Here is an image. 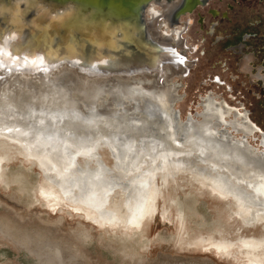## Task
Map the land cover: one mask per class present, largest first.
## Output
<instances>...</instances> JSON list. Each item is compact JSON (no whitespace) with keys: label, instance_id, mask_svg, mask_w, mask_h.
I'll list each match as a JSON object with an SVG mask.
<instances>
[{"label":"rangeland","instance_id":"rangeland-1","mask_svg":"<svg viewBox=\"0 0 264 264\" xmlns=\"http://www.w3.org/2000/svg\"><path fill=\"white\" fill-rule=\"evenodd\" d=\"M209 10L216 11L217 16H211ZM79 13L87 15L84 10ZM188 16L194 19V24L182 33L181 39L187 45L198 43L199 50L190 53L174 38L165 41L187 58V75L183 74L185 68L179 67L180 71L170 79L177 95L174 111L179 112L183 120L188 114L200 117L201 102L212 95L217 102L245 112L256 132L264 134V81L261 82L262 74H259L262 56L256 46L264 42V0H206L172 26L175 28L179 23L182 31L181 23ZM199 17H203V31L196 26ZM70 18L72 16H61L60 20ZM242 63L245 70L241 69ZM164 72L170 74L169 70ZM215 76L223 84L215 83ZM162 81L160 78L159 82ZM111 119L114 124L125 126L126 129L121 130L127 134L135 133L130 126L136 119L130 118L124 123ZM102 158L110 164L106 155ZM99 164L100 161L87 164V179L81 176L79 180L85 190L82 201L80 187L74 184L70 191L62 190L63 176L44 170L45 176L37 166L12 151L9 160L3 163L0 178V264H242L235 250L230 256L217 255L200 248L213 245V240L203 242L197 238L223 237L234 241L239 237L264 236L261 226L244 228L234 216L230 218L224 201L209 196L185 176L176 178L175 183L170 182L158 201L155 198L162 193L160 181L156 186L136 177L145 188L135 187L127 202L131 207L127 227H137L141 215H152L139 229L112 226L110 222L117 215L105 199L101 200L105 187L93 176V169H98ZM44 177L59 181L64 203L60 208H49L39 196V189L47 186ZM153 190L158 194L148 197ZM124 200L128 201L129 196ZM79 201L101 203L103 207L96 222L111 227L99 226L72 210L75 203L81 204ZM118 206L121 208V204ZM178 210L184 218L181 228L175 218ZM193 240L195 246H190ZM255 249L263 252L264 240Z\"/></svg>","mask_w":264,"mask_h":264},{"label":"bare ground","instance_id":"bare-ground-1","mask_svg":"<svg viewBox=\"0 0 264 264\" xmlns=\"http://www.w3.org/2000/svg\"><path fill=\"white\" fill-rule=\"evenodd\" d=\"M23 1L0 0V22L9 23L12 17L25 15L23 12H26L27 9L23 8L24 10L21 11V7L18 6ZM15 6L20 11H17ZM188 7L189 4L186 0L151 1L144 10L142 29L140 23L130 16L118 18L120 14L113 12H109L106 16H101L100 13L83 15L74 5H68L65 9H61L56 24H51L53 31L60 29L67 32L66 30L72 26L73 32L70 35L73 36L74 33L86 35L87 43H90L93 50L113 48L114 46L120 48L121 45L126 47L125 51L133 49V51H143L145 54L159 50L158 55L155 56L159 57L158 64L162 65V73L157 72L156 69L135 70L140 66L134 65H131L130 68L134 70L131 69L129 74L115 73V70L87 73L83 71L84 69L65 63L48 72L43 71V73H5L0 71V178L3 163L8 161L12 151H15L18 156L23 157V160L37 166L41 172L52 170L56 175L63 176V186H60L62 190L70 191L76 178L77 184L75 185L84 190L79 185V180L81 176H85L87 179V164L92 161L97 164L101 161V154H107L110 161L116 166L123 165L125 168H133L146 160L167 159L166 155L176 157L178 154H185L186 149H191L190 146L197 147L198 145L193 140L184 143L176 141L175 121L169 112V109L173 112L177 97L175 88L170 85V79L175 74L179 57L165 42L168 41L165 31L167 26L173 24L175 13ZM16 11L17 13H15ZM150 12L151 18L149 19ZM61 16H72V18L62 21L60 20ZM43 19L36 18L34 23L36 27L32 26L31 28V31L40 32L36 34L39 36V40L46 39L42 34L44 30L41 26L47 25ZM39 25L41 26L39 27ZM144 30L146 36L140 37V33H144ZM31 35L33 39H36L33 33ZM74 38L77 39V37ZM69 41L74 44L72 37L61 44L68 47ZM145 42H148L149 45H146ZM152 43L157 46H152ZM127 45H132L133 47L130 46L132 49ZM149 57L151 60L154 59V55H149ZM119 69H122L121 64ZM165 69L169 70L170 74L165 73ZM110 72V75L106 74ZM160 78H163L162 82H159ZM165 88L172 89L170 101V95L165 92L166 90H163ZM111 118H116L117 122L122 123L130 118L136 119L130 126L135 133L127 134L126 131H122L121 129H126V127L121 126L122 124L120 126L114 124L115 121L113 122ZM142 120L143 123H141ZM142 129H147V131L142 132ZM199 148L200 146L197 149ZM203 150L214 161L220 159L212 151L204 148ZM161 161L163 162V160ZM227 166L239 172L243 178H248L247 180L253 185L258 183L264 188V184L258 179L256 180L249 172L240 170L235 165L227 164ZM188 172L175 168L168 174L161 173L159 181L162 193L155 198V201L162 197L163 189L167 188L170 182H176V178L185 176L193 181L187 176L188 174L185 175ZM45 173L46 171L44 172L46 176ZM172 173L181 175L171 176L165 181L164 179ZM44 180L47 186L39 189V196L46 201L49 208H60L64 203L58 188L59 181L50 177H44ZM194 183L198 185L196 182ZM153 185L157 186L158 183H153ZM198 187L211 196L207 188L199 185ZM131 191L133 192L134 188ZM157 194L158 192L153 190L148 197H155ZM121 195L122 198L129 196V200L122 202ZM103 196L109 208H113L117 215L116 219L110 222L112 226L139 229L152 215L150 217L141 215L138 218L137 227H127L131 217L128 212L130 205L127 202H130L133 193L130 194L119 188L113 194L108 193ZM80 198L82 200L83 196ZM171 202L176 204L173 198H171ZM80 203L77 205L80 208L70 207L72 210H78L80 215H83L84 211L93 212L96 209L88 206L85 202ZM225 203L231 215L230 218H232L234 216L232 205L228 202ZM119 204H121V208L118 206ZM102 207L101 204L100 208L102 209ZM163 213L166 216L168 211ZM84 215L86 219L89 218L99 226H105L96 222L95 218L100 215V211ZM175 218L181 228L184 224L181 210H178ZM248 224L251 228H255L253 227L255 223L249 222ZM241 225L244 228H250L242 222ZM262 228L264 230V227ZM197 239H203V242L206 239L213 240V245H205L200 248L212 250L217 255L230 256L235 250L234 253L240 260L246 256L264 257V251L260 252L255 249L257 244L264 240V236L260 238L239 237L234 241L223 237L219 239L200 237ZM195 240L189 245L195 246L193 245ZM241 263L244 261L241 260Z\"/></svg>","mask_w":264,"mask_h":264},{"label":"flooded vegetation","instance_id":"flooded-vegetation-1","mask_svg":"<svg viewBox=\"0 0 264 264\" xmlns=\"http://www.w3.org/2000/svg\"><path fill=\"white\" fill-rule=\"evenodd\" d=\"M209 14L215 17L218 13L214 10H209ZM181 16L177 18V20L179 19L178 21L182 20ZM148 18H151V12ZM181 24L183 25L182 31L178 28L179 23L175 28L172 24L167 26L165 31L166 39H175L177 43L179 41V45H183V49L187 52H197L200 48L198 43L187 45L181 39L182 33H186L193 26L194 19L188 16L183 19ZM196 26L199 31H203V17L197 18ZM200 38L204 39L203 36ZM256 46L259 48L257 53L262 56L259 74H262L261 82L263 83L264 42L261 41ZM175 53L179 57L175 74L180 71L179 67H182L185 68L183 74L186 76L188 73V68H186L187 58L183 53L177 51ZM179 63L180 65H178ZM241 69H246L244 63L241 64ZM213 81L219 85L222 83L216 76L213 78ZM163 90H166L165 92L170 95V101L172 99V89L165 88ZM169 112L175 121L176 141L184 143L185 141L193 140L200 148L197 149L198 146L195 148L190 146L189 148L191 149H186L185 154L181 153L176 157L166 155L167 159H161L163 162L161 160H146L140 165H135L133 168H125L123 165L116 166L112 161L108 164L104 162L103 155L101 154L99 168L93 169L95 171L93 176H96L101 186L105 187L103 195H107L108 193L113 194L119 188L126 190L130 194L133 193L131 190L135 187L143 190L145 186L143 187L142 185L144 184L138 183L136 177L139 176L141 179L153 184L159 180L161 173L168 174L177 168L189 171L185 175L188 174L187 176L192 178L199 186L207 188L211 196L230 203L233 208L232 214L242 224L251 228L248 223L252 222L255 223L253 227H264V188L259 186L258 183L253 185L247 180L248 178H243L239 172L227 166V164L235 165L238 169L249 172L256 180L258 179V181L264 184V134L256 132L255 125L251 123L245 112L232 109L222 101L217 102L212 95L207 96L201 102L200 117L196 118L188 114L183 120L179 112L174 111V108L173 112L171 109H169ZM203 148L212 151L220 159L214 161V159L206 154ZM105 155L107 156V154ZM174 175L181 174L172 173L164 180L167 181ZM74 184H77V178ZM84 192L85 190L80 191L79 196L82 197ZM103 199L104 196H102L101 200ZM122 202H126L124 198H122ZM87 204L96 209L93 212L89 210L84 211L85 213L83 212L82 216L85 217L84 214L88 213L91 215L101 211V203L88 202ZM77 205L74 207L80 208ZM81 209L83 210L84 208ZM75 211L80 213L78 210ZM246 221L249 222L247 223ZM241 260L244 261L242 264H264V257L252 258L251 256H246Z\"/></svg>","mask_w":264,"mask_h":264},{"label":"water","instance_id":"water-1","mask_svg":"<svg viewBox=\"0 0 264 264\" xmlns=\"http://www.w3.org/2000/svg\"><path fill=\"white\" fill-rule=\"evenodd\" d=\"M151 1L154 0H24L18 6L21 7V11L27 9L26 12H23L25 15L12 17L9 23L6 22L7 24L0 22V71L5 73H43V71L48 72L65 63L84 69L83 71L87 73L115 70V73L129 74L134 70L130 68L131 65L140 66L135 70L156 69L157 72L162 73V65L158 64L159 57L155 56L158 55L159 50L145 54L143 51H133L130 47L132 45H127L132 49L129 51H125L126 47L123 45L120 48L114 46L113 48L93 50L90 43H87L86 35L74 33L73 36L77 39L70 35L73 32L72 26L66 30L67 32L51 29V24L57 22L60 10L65 9L68 5L76 6L78 11L84 10L87 15L100 13L101 16H106L109 12H113L120 14L118 18L122 16L134 17L142 29L144 10ZM186 1L189 7L185 10L182 8L175 13L174 23L179 16L190 13L195 7L202 6L206 2V0ZM15 8L20 11L18 7L15 6ZM54 16L56 17L52 18ZM36 18H44L43 20L46 21L45 27L39 25L43 28L42 34L46 39L39 40L40 38L36 34L40 32L31 31L32 26H35ZM31 32L36 39H33ZM144 33H140V37L146 36L145 30ZM71 37L74 44L71 41H69L68 47L61 44ZM145 44L149 45L148 42ZM152 46L157 45L152 43ZM175 52L174 50V54H176ZM149 55H154L155 61L149 59L151 58ZM120 64L122 69H119ZM106 74L110 75L111 72Z\"/></svg>","mask_w":264,"mask_h":264}]
</instances>
